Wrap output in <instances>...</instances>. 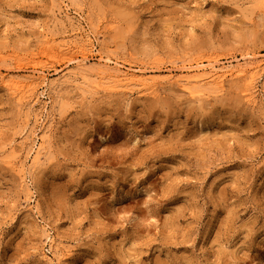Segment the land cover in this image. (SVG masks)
Returning <instances> with one entry per match:
<instances>
[{
  "label": "rangeland",
  "instance_id": "1",
  "mask_svg": "<svg viewBox=\"0 0 264 264\" xmlns=\"http://www.w3.org/2000/svg\"><path fill=\"white\" fill-rule=\"evenodd\" d=\"M243 57L264 0H0V264H264V71L176 80Z\"/></svg>",
  "mask_w": 264,
  "mask_h": 264
},
{
  "label": "bare ground",
  "instance_id": "2",
  "mask_svg": "<svg viewBox=\"0 0 264 264\" xmlns=\"http://www.w3.org/2000/svg\"><path fill=\"white\" fill-rule=\"evenodd\" d=\"M63 5L66 6L65 3ZM86 38H79V39H73L70 42H72L70 45H66V42H63L66 45L65 48H63L62 45H54L51 43L50 38H46L45 42L49 43L48 46H46L49 49L55 50V52L61 53L63 49L65 50H72L75 52L74 55H72L69 60L73 61L79 65L81 61H84L88 59L89 54L93 50V44L89 40L90 37L85 34ZM77 55L80 57V60L77 61L76 57ZM92 55V54H90ZM98 61L100 60H106L103 58L100 54L97 55L96 58ZM217 59L216 58H207L206 62L196 61L194 64H187L183 65L181 67L182 70L190 71L191 73L188 75H180L176 80L180 82L181 84L188 85V84H200V83H212L217 86H222V83L224 81V78L227 75H235L237 77H244V79H247V86H248V95L251 94V89L254 87V81L255 79L261 74L262 71H264V58L259 62H252L248 58L243 57L242 62H236L233 66H218L217 65ZM140 70V69H138ZM137 70V71H138ZM141 71V70H140ZM103 71L101 69H98L95 71V74H102L101 77H113L117 81L123 82L124 84H140L145 85L147 82V78L141 77V74L135 73V72H124L121 74V76H118L114 73H102ZM42 78H44V75L42 74H31L29 76H25L23 78H17V77H6L5 79L1 77V81L3 85L8 87L18 98L23 97L26 91L33 92L35 88L43 83ZM37 79H41L40 81H36ZM33 135V133H32ZM42 140V139H41ZM42 143H39L35 149V158H37V155L41 152L42 149H44L43 146H41ZM22 168V167H21ZM49 238V237H48ZM54 238H50V243L53 246ZM57 252V249L53 247V253L55 254Z\"/></svg>",
  "mask_w": 264,
  "mask_h": 264
}]
</instances>
